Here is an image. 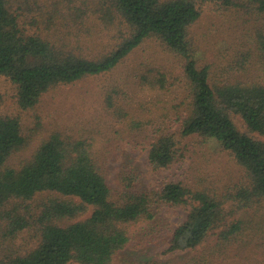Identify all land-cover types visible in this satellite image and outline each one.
<instances>
[{"label":"trees","instance_id":"1","mask_svg":"<svg viewBox=\"0 0 264 264\" xmlns=\"http://www.w3.org/2000/svg\"><path fill=\"white\" fill-rule=\"evenodd\" d=\"M204 1L97 0L102 19L124 30L110 50L90 56L69 47L65 37L56 41L29 32L12 0H0V75L15 84L20 109L35 106L57 86L113 70L145 39L154 38L181 60L187 94L173 113L162 110L151 117L154 121L144 120L150 115L131 116L108 94L112 118L133 138L148 142L153 170L171 166L183 154L181 141L197 136L228 151L243 172L221 189L176 179L143 187L137 170L126 163L111 182L108 160L96 153L95 140L60 129L42 133L33 151L13 164L27 139L18 117L0 115V234L9 240L30 228L35 234L34 245L10 252L8 264H110L127 245L164 235L163 213L170 206L187 209L184 220L171 228L170 249L196 248L217 230L210 249L187 264H264V139L253 136L264 135V0H245L258 18L251 43L255 55L247 52L237 65L219 71L198 63L190 36ZM149 80L160 88L167 84L161 73L152 79L140 75L138 83ZM33 199H39V211L22 214L23 202ZM88 208L89 215L80 218Z\"/></svg>","mask_w":264,"mask_h":264},{"label":"rangeland","instance_id":"2","mask_svg":"<svg viewBox=\"0 0 264 264\" xmlns=\"http://www.w3.org/2000/svg\"><path fill=\"white\" fill-rule=\"evenodd\" d=\"M233 1L235 4L232 5H223L216 0L204 1L200 5V17L190 29V36L198 48V63L211 65L213 71H219L227 64L237 65V60L247 52L255 55L251 43L258 18L245 0ZM12 10L19 15L20 24L29 32L56 41L65 37L69 47L83 55L97 56L107 52L122 34L119 31L124 30L117 22L108 25L102 19L97 0H12ZM160 73L166 79L164 88L151 85L150 80L138 83L140 75L147 74L152 79ZM185 87L181 60L168 53L154 38L145 39L113 70L57 86L44 93L35 106L27 109H20L17 105L15 84L7 76L0 75V115L18 117L27 139L25 148L12 163L16 164L28 156L42 133L60 129L95 140L96 153L101 159L108 160L111 182L120 165L127 163L137 170L143 187L156 186L164 179H176L193 186L210 183L221 189L243 175L228 151L215 142H206L197 136L187 137L181 141V157L169 167L153 170L147 159L148 142L129 135L124 125L112 118L106 104L109 94L131 116L150 115L144 120L154 121L162 110L173 113V106L187 94ZM233 118L238 128L246 131L239 117ZM170 120L173 121V118ZM253 136L264 139V135L257 133ZM39 202V199L23 202L21 213L30 217L36 215ZM229 207L233 208L231 203ZM90 211L91 208H88L80 218L89 215ZM241 212L238 210L234 218ZM186 214L187 209L183 206L165 207L163 217L168 225L167 232L153 242L127 245L114 254L110 264L191 262L192 258L210 249L217 230L196 248L170 249L171 228L178 226ZM33 235L32 228L11 240L0 234V264H8L10 252H22L33 246Z\"/></svg>","mask_w":264,"mask_h":264}]
</instances>
